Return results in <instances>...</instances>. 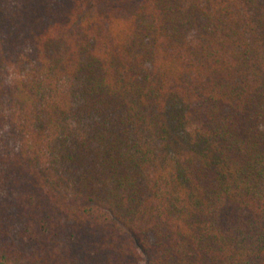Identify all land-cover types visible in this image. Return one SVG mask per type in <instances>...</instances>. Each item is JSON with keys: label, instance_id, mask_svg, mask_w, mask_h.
I'll return each instance as SVG.
<instances>
[{"label": "trees", "instance_id": "trees-1", "mask_svg": "<svg viewBox=\"0 0 264 264\" xmlns=\"http://www.w3.org/2000/svg\"><path fill=\"white\" fill-rule=\"evenodd\" d=\"M0 264H264V0H0Z\"/></svg>", "mask_w": 264, "mask_h": 264}]
</instances>
